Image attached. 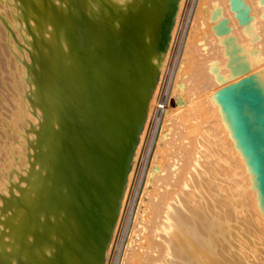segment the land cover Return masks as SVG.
I'll return each instance as SVG.
<instances>
[{
    "label": "bare ground",
    "instance_id": "obj_1",
    "mask_svg": "<svg viewBox=\"0 0 264 264\" xmlns=\"http://www.w3.org/2000/svg\"><path fill=\"white\" fill-rule=\"evenodd\" d=\"M208 1L190 0L187 29L170 58L184 0H151L142 18L143 0H0V72L13 68L17 77L13 134L0 165V205L15 195V212L0 240L7 243L0 264L25 257L50 264L42 251L54 248L62 264H107L115 234L129 220L124 208L142 155L118 261L126 264L135 224L154 198V174L176 147L197 149L200 160L179 174L160 225L167 254L152 264H264V79L236 64L231 74L238 79L206 97L216 106L211 118L202 102L182 106L177 118L197 23L202 15L211 20L203 12ZM127 34L139 41L123 45ZM0 104L1 115L5 100ZM98 116L104 122L90 134L88 122ZM108 174L113 186L101 191L97 182Z\"/></svg>",
    "mask_w": 264,
    "mask_h": 264
},
{
    "label": "rangeland",
    "instance_id": "obj_2",
    "mask_svg": "<svg viewBox=\"0 0 264 264\" xmlns=\"http://www.w3.org/2000/svg\"><path fill=\"white\" fill-rule=\"evenodd\" d=\"M149 1L151 2V0H143V2L137 7V11L139 12L141 18L143 17L146 7L150 3ZM17 5L22 9L26 8L25 5H21L20 3H17ZM236 5L237 7H235ZM182 9L179 15V19L174 34L175 37L174 42L170 49V55L172 56V57L170 56V58H174L180 42L179 40L181 38V33H183L182 31H185L187 29L188 26L187 14L190 9V0H186V1L184 0ZM244 10H247V13L243 18H241L240 12ZM203 12L205 14H209L211 20L206 21V17L202 15L200 16L199 21L197 23L198 28L195 30L194 42H193L195 47L190 55V61H189L190 68L188 70V73L185 75L184 79L182 80L183 84L180 90L182 95V100L180 102L179 107L177 108L180 110L177 113L179 114L177 116L178 119L180 118V113L182 112L181 110L182 106H186L187 104L194 105L198 102H202L205 105L208 111L207 118L208 119L211 118L213 116V113L210 110L211 108L210 106H214V107L216 106L208 102L206 97L212 94L213 92H215L216 90L222 88L223 86L230 84L232 83V81H236L238 79V76L240 75L239 73L235 74V76L231 74V72L236 68L235 67L236 64L238 67L237 68L238 71L244 69V71L246 72H255L256 74H258L260 78L264 79V0H209ZM247 17H249L250 19L246 20ZM171 19L173 18H170V20ZM224 19H226L227 22L224 21ZM141 25H143L142 22L140 23V26ZM170 30H171V26L169 27V32ZM137 41H139V37L127 34V39H125L120 43L125 45L124 43L126 42L132 44ZM129 56L130 53L127 52L126 57L128 58ZM0 58L2 59V55H0ZM168 64L165 67L164 76L168 72ZM204 65H207L208 67L207 70L210 72L211 78L207 77L206 71L203 68ZM130 66H132V64H130ZM125 68L127 69V66ZM134 69L137 72V68ZM0 73L2 74L4 73V76L2 74L0 76L1 77L0 100L4 99L6 106L5 110H3V113L0 115V165H2L5 163V158H6L5 157L6 143H8L7 141H9L8 140L9 136H12L13 134L10 133L9 131L12 130V128L10 127L12 124L11 114L15 111V101L13 100L12 97L15 96L14 94H15V88H16L15 85H16L17 77H15L16 75L13 68H10L8 70H6V68L5 69L3 68L2 72ZM2 77L4 78L2 79ZM167 80H168V75H166L163 80V84H162L163 88H161L163 89L161 92L162 95L161 98L164 97L163 96L165 94L164 88H166L167 86V82H166ZM137 83H135V85ZM109 101L110 100L108 99L106 102L109 104ZM122 101L124 102V105L129 106V102H130L129 97L124 95ZM129 115L130 114H126L127 118L130 117ZM102 122H104V119H101L99 116L98 118L89 121L88 124L93 125V127L92 126L90 127L91 131L89 133L93 135L96 134L97 127L95 126ZM115 122L116 124H112L110 126L112 131L116 130L117 127L116 125L118 121L115 120ZM122 132L125 131L122 130ZM13 141L16 142L17 140L14 138ZM3 146L4 149H2ZM170 150H172L171 151L172 153L164 161V169L163 170L158 169L157 172L154 174L155 181L153 184L154 191L152 195V197L154 198L153 201L148 202L146 205H144L145 207H144L143 215L141 216V220L139 221V223L135 224L134 227L135 229L133 231L136 230V233H133V236L131 237V243L130 245H128V248H126L132 251L130 255L131 259L127 258L126 264H152L154 262L160 263L166 257L167 241L166 238H164V236L162 237L164 231L163 232L161 231L160 225H162L163 221L168 217L166 214V208L168 206V202L175 197V194L178 191L176 190L177 188L175 187H177L178 184L177 180L179 179L180 172L183 170V168L184 169L186 168L185 170L188 174L191 170L194 169V167L197 165L198 162L197 160L200 158L199 155L200 153L199 151H197V149L196 151L194 150L193 154H191L190 151H188V153H183L180 147L172 148ZM145 160L146 159H144L141 155L138 165L136 164L135 166L134 172L135 174L137 173V178H136L137 180L135 179V175L133 172V177L131 178V184L129 187L131 193L129 192L128 194L129 200L128 199L126 200V204L124 208L126 213L124 211L125 217L123 220H125L126 217L128 216L130 220V217L134 212L133 209H135L136 207L135 200L137 199V194H138L136 192L138 183L136 182H138V179H140V175L141 174L143 175ZM139 164L141 165L139 166ZM97 184H100L102 186L101 191L103 190V186H105L106 192L110 190V188L113 186L111 183V176L109 174L107 177L105 178L103 177L102 180H98ZM133 187L134 189H132ZM194 188L195 187L193 186L191 191H193ZM97 191H99V189L96 190L95 192L96 194ZM132 192L134 193V196L132 195ZM95 193H93L94 197H95ZM170 193H172L171 196L169 197L165 196V194L168 196ZM11 195L4 196V201H6V203L3 204V208L0 205L1 206L0 207V240L3 239L4 234H7L6 233L7 231L5 230L7 229V225H8L7 222L10 220L9 216H12L15 212L14 211L15 200L12 201L15 195L12 196ZM8 201L10 205L7 206L6 204ZM11 201L13 204L11 203ZM16 205L18 206L19 204L17 203ZM72 207H74L73 208L74 210L77 209L75 204ZM69 212L70 210L66 209L64 213L61 214L63 220L68 221ZM129 220L126 226H123L122 224L119 227L118 231L116 232L115 239L113 240L110 253L108 256L107 264H118L120 254L122 251L121 249L124 248V242L127 235L126 233L128 232ZM63 229L64 231H66L65 233L69 231L68 227H65ZM165 233H168V231L166 230ZM6 244L2 243L0 245L5 246ZM63 247L65 248L66 246L63 244ZM55 250L57 249L54 248V250L51 249L48 250L47 252L43 250L42 251L43 256L46 255L50 257V259H46V258L43 259L47 260L46 262L50 264L51 263L62 264L60 257L58 256L54 257ZM2 255L3 253L0 251V256L2 257ZM3 261L4 259L0 258V263H3ZM23 264H38V261L34 260L33 257L31 258L25 257Z\"/></svg>",
    "mask_w": 264,
    "mask_h": 264
}]
</instances>
